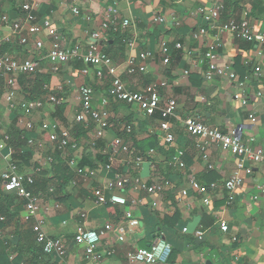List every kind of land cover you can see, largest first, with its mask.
<instances>
[{"label": "crops", "instance_id": "1", "mask_svg": "<svg viewBox=\"0 0 264 264\" xmlns=\"http://www.w3.org/2000/svg\"><path fill=\"white\" fill-rule=\"evenodd\" d=\"M31 2L37 7L38 21L50 19L69 46L79 45L85 51L92 42L91 34L99 32L97 45L111 59L116 75L127 88L141 91L149 83L165 82L166 87L160 90L162 101L175 100L179 119L197 115L205 124L222 132L240 127L243 141L264 151V45L235 39L229 33L209 31L203 12L213 8L214 0ZM221 3L224 21L246 20L254 33L264 32V0H221ZM75 7L78 14L73 12ZM2 15L21 25L19 35L13 34L1 21ZM23 17L17 0H0V50L19 60L37 61L36 74L47 78L48 82L45 94L28 100L25 93L33 88L32 76H18L14 86L15 105L11 109L6 102L8 87L4 79H0V137L15 129L32 140L19 150L18 156L14 149L5 150L4 158L0 159V172L9 159L15 161L16 158L20 172L34 177L54 147L51 139L46 140L41 125L57 122L60 130H72L74 118L80 111L79 87H91L93 105L98 107L107 94L111 78L103 72L102 79H98L95 68L81 62L68 63L56 73L52 72L47 54L53 39L44 31L33 34L31 25L24 22ZM124 20L130 22L127 29L121 28ZM104 24L117 28L119 35L107 37ZM19 36L27 40L26 44L20 43ZM37 41L43 43V48L36 49ZM175 44L180 48H174ZM213 44L218 67H228L234 79L224 72L211 81L205 80L208 70L205 53ZM163 45L169 48L167 54L162 50ZM141 53L150 54L143 62L145 71L128 74L126 59L134 57L136 63H140ZM165 57L169 59L166 64ZM86 68L88 72L84 74ZM55 94L64 98L60 109L48 103L47 97ZM234 95L243 97L247 104L235 101ZM26 101L40 102L41 106L35 111L24 110L20 104ZM106 111L113 127L100 140L95 139L93 132L78 138V149L73 156L78 164L86 156L92 161L96 156L107 155V163L97 158L91 170L84 166L82 169L92 175L75 176L66 186L62 202L46 195L40 198L42 205L48 208L44 230L50 237L64 240L66 256L62 259L23 252L22 264H95L85 257L83 247L73 241L75 228L81 223L92 230H101L106 224L112 226L99 243L101 252H113L106 264H130L125 258L127 252L150 247L157 240H164L170 247L168 258L161 264H264V162L243 160L207 137H193L176 119L169 121L174 141L166 143L159 129L160 117H147L134 105L110 100ZM249 115H253L254 120H250ZM28 123L32 128L26 131ZM119 124L129 126L131 133L126 134ZM115 138L124 141L128 152H118L110 159L108 147ZM249 138L253 141L249 142ZM178 152L185 168L172 163ZM235 173L242 184L229 200L225 182ZM119 176L131 180L140 178L149 185L163 181L170 185L158 195H148L127 186L122 190L127 200L125 206L95 204L92 191L98 189L110 195L111 185ZM190 179L206 189V193L189 189ZM183 190L187 191L186 196L181 195ZM10 198L13 199L8 206L11 211L15 213L20 208L22 214V202L13 195ZM204 198L208 199V205L203 203ZM126 213L137 222L136 227L127 225ZM220 221L227 224V232L220 230ZM16 226L23 230L30 225L24 223L20 215L2 226L4 236L13 246L18 245ZM196 232H201L202 236L197 237Z\"/></svg>", "mask_w": 264, "mask_h": 264}, {"label": "built area", "instance_id": "2", "mask_svg": "<svg viewBox=\"0 0 264 264\" xmlns=\"http://www.w3.org/2000/svg\"><path fill=\"white\" fill-rule=\"evenodd\" d=\"M19 2V9L24 13L23 20L27 24L31 25V31L33 34H38L44 31L51 39H53V45L49 49L47 54V60L51 65V71L56 73L59 69L71 62H81L87 67L95 68V75L98 79H102L103 72L106 73L110 79V87L104 96L98 107L93 105V90L87 85H81L78 89V101L80 103V111L74 118L75 124H81L85 127L93 125V133L96 140L103 139L106 132L113 127L112 123L108 119L106 107L110 100L114 102H120L127 105H134L137 109L147 117H153L159 115L160 124L159 129L164 133V139L166 143H172L174 141V135L170 130V120L176 119L182 124L185 131L193 137H207L210 142L214 143L218 147L224 150H228L236 156L250 162L260 163L264 162V151L259 148L250 147L242 139V129L236 127L230 129L228 132H222L216 127H211L205 124L201 118L197 115H190L183 119H179L176 112V102L172 98H167L164 102L160 90L166 87V83H149L143 90L134 91L127 88L120 78L116 75V67L112 64L111 59L105 54L97 45V40L100 38L99 32L91 34L92 42L89 43L85 51L80 49L79 45L69 46L65 44L60 35L57 33L56 28L51 23V20L45 18L38 21L36 10L37 7L31 0H17ZM73 4L77 0H72ZM221 0H214V6L208 11L203 12V18L207 22L208 30L219 33H229L235 39L242 40L247 43H259L264 45V32L254 33L249 22L246 20L235 21L228 20L221 21L220 14L222 7ZM74 14H78V10L75 7L73 9ZM1 21L8 25L13 34L19 35L21 32V25L17 22H13L7 15L1 16ZM161 22V19H158ZM130 27V22L124 20L121 23L122 29ZM109 27L104 24L103 29L107 30ZM201 34L203 31L200 32ZM20 37V36H19ZM27 40L20 37V43L26 44ZM36 49L43 48V43L37 41L35 43ZM175 48L179 49L180 45L175 44ZM162 50L165 54L168 53L166 45H163ZM150 57L149 53H141L139 55L140 63H136V58L128 57L125 61L126 72L130 75L136 72L143 73L145 71V62ZM205 59L208 63V70L205 74V80L211 81L215 75H220L226 72L231 79H234L235 75L229 71L228 67H218L217 65V52L215 45H210L205 53ZM168 57H165L164 64L168 63ZM39 69V63L32 59L19 60L9 55L3 54L0 50V79H4L8 89L6 90V102L11 109L14 108V97L16 79L18 76L27 75L31 76L37 73ZM256 72L259 68L255 69ZM88 68L83 70L86 74ZM239 85H242L240 83ZM46 88V87H45ZM48 103L59 106L65 103L64 98L60 95H49L47 97ZM234 100L246 105V100L240 95H234ZM41 106L40 102L26 101L20 104V107L24 110L35 111ZM250 120H254L253 115H249ZM121 130L126 134L131 133V128L127 125L119 124ZM32 128L31 124H27L26 131ZM43 132H48L51 135V142L60 151L64 157L69 156L70 150H77L78 144L72 136L71 129H59L57 122L43 123L41 125ZM9 136L3 134L0 137V159H3V152L7 149V143ZM248 141H253L249 138ZM28 144L32 143V140L27 141ZM110 159L118 152L127 153L128 146L121 138H115L108 147ZM204 151V146L201 147ZM181 153L178 152L172 159V163L178 168H185V164L181 160ZM204 159L207 155L204 153ZM51 163V158L48 157L39 167V169H45ZM69 166L75 171L76 176H86V174L92 175V172H86L82 168L77 167L76 159L72 158L69 161ZM37 170V172L39 171ZM34 184L33 174L21 173L18 163L14 160L7 161L5 169L0 172V197L3 194L13 195L23 203V211L21 219L24 223H28L31 226L32 232L35 235V244L40 248L41 252L46 256H56L58 258H64L67 250L65 242L62 238L50 237L44 230L45 213L48 212V208L42 205L41 199L30 191V187ZM242 184V179L235 173L233 177L225 182V189L227 191L228 199L232 200L236 189ZM168 181L158 182L155 184H147L140 178L130 179L128 177H116L114 183L111 185L112 192L106 196L101 190L92 191L94 203L103 206L107 204L125 206L127 204L126 198L122 194L127 186H132L136 191H142L148 195H158L162 193L168 186ZM189 189L197 193H206V189L202 188L194 179H190L188 183ZM52 191V190H50ZM182 196L187 195V191L181 192ZM203 203L209 204L208 199L204 198ZM155 206V204H152ZM84 218L85 215H80ZM127 225L130 228L137 226V222L131 218L130 213H126ZM5 221L3 217H0V222ZM219 228L222 232L228 231V226L224 221L219 222ZM112 230L110 224H106L101 230L87 229L83 223L78 224L75 228L73 241L75 244L83 247L84 255L88 260L95 264H106L109 257L112 256V251L101 252L99 250V243L101 238ZM197 237H201V232H196ZM0 239L4 243H8V239L4 236L2 228H0ZM119 240H123L122 236H119ZM170 253V247L164 240H157L147 249H138L129 251L126 253L125 258L130 264H161L166 261Z\"/></svg>", "mask_w": 264, "mask_h": 264}, {"label": "trees", "instance_id": "3", "mask_svg": "<svg viewBox=\"0 0 264 264\" xmlns=\"http://www.w3.org/2000/svg\"><path fill=\"white\" fill-rule=\"evenodd\" d=\"M224 11V9H223ZM220 18L222 22H225V19H222L221 14ZM207 28V26H206ZM117 28H108L106 30L107 37L112 38L113 36H118ZM113 35V36H112ZM168 51L169 48L166 45ZM175 48V45H174ZM93 68V67H92ZM27 76V75H21ZM33 84V88L29 90V92L25 93V98L28 100H36L41 95L46 93V84L48 82L47 78L39 77L37 74L31 75ZM27 94V95H26ZM58 108H62V105H59ZM159 116V115H158ZM111 122V121H110ZM89 132H93V125H89L87 127L81 124H75L74 128L71 130L72 136L78 144V138L83 137ZM18 130L11 129L7 132L9 136V141L7 143V147L14 149V153L18 156L19 150L22 147L28 145L27 138L24 134ZM46 134V140H50V136L48 132H44ZM94 135V133H93ZM95 137V136H94ZM97 147L98 143L94 144ZM77 151V150H75ZM73 150L69 151V156L64 157L61 155L60 151L54 146L53 149L49 151V154L46 158H51V163L49 164V168L39 169V173L36 172V176H34V184L29 188L30 191L41 198L42 195H46L52 200H56L58 202H62L65 198V190L66 186L73 181L76 174L75 171L69 166V161L74 158ZM97 158H100L102 163H107L108 156H96L94 160L86 156L81 158L80 162L77 164L78 168H83L84 166H89L90 170L95 167V161ZM15 161L16 158H15ZM18 163V161L16 162ZM19 164V163H18ZM52 190V191H50ZM11 195L3 194L0 197V217H3L5 221L0 222V228L2 226L9 223V221H13L15 218L20 217V208H18L15 213L11 211L10 206L13 199L10 198ZM13 198L16 199L15 196ZM23 206V203H21ZM7 206V209H6ZM17 237H18V245L13 246L10 242L4 243L3 240L0 239V264H22V260L24 258L23 252H29L30 254L42 253L40 248L35 245V235L32 232L31 226H28L26 229L20 230L18 226H16ZM149 247H145L147 249Z\"/></svg>", "mask_w": 264, "mask_h": 264}]
</instances>
